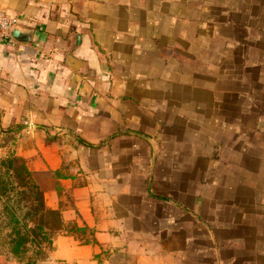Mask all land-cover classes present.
Instances as JSON below:
<instances>
[{"label": "crops", "instance_id": "obj_1", "mask_svg": "<svg viewBox=\"0 0 264 264\" xmlns=\"http://www.w3.org/2000/svg\"><path fill=\"white\" fill-rule=\"evenodd\" d=\"M0 10V159L60 219L36 264H264V0Z\"/></svg>", "mask_w": 264, "mask_h": 264}, {"label": "trees", "instance_id": "obj_2", "mask_svg": "<svg viewBox=\"0 0 264 264\" xmlns=\"http://www.w3.org/2000/svg\"><path fill=\"white\" fill-rule=\"evenodd\" d=\"M0 202V233L10 227V252L21 256L30 246L35 247L37 255L25 264H36L59 229L60 219L56 210L46 208L43 192L33 183L22 158L7 156L0 160Z\"/></svg>", "mask_w": 264, "mask_h": 264}, {"label": "rangeland", "instance_id": "obj_3", "mask_svg": "<svg viewBox=\"0 0 264 264\" xmlns=\"http://www.w3.org/2000/svg\"><path fill=\"white\" fill-rule=\"evenodd\" d=\"M7 156H14V155L12 153H9V154H7ZM7 156H5V157H7ZM5 157H3V158H5ZM3 158H1V159H3ZM4 222H6V219ZM3 225L5 226V223ZM9 230H10V227H5L2 229V231L0 233V250L4 253L5 256H10V257L12 256L14 259L13 260L14 262H18V263L22 262L25 264L29 261H32L33 258H35V256L37 255V253H36L37 249L35 247L30 246L29 247L30 250L21 256L14 255L13 253L10 252V245L8 243V237H7ZM45 256H46V251L44 249L43 253L40 255V258H44Z\"/></svg>", "mask_w": 264, "mask_h": 264}, {"label": "built area", "instance_id": "obj_4", "mask_svg": "<svg viewBox=\"0 0 264 264\" xmlns=\"http://www.w3.org/2000/svg\"><path fill=\"white\" fill-rule=\"evenodd\" d=\"M18 23V18L0 10V43L10 38V31Z\"/></svg>", "mask_w": 264, "mask_h": 264}, {"label": "water", "instance_id": "obj_5", "mask_svg": "<svg viewBox=\"0 0 264 264\" xmlns=\"http://www.w3.org/2000/svg\"><path fill=\"white\" fill-rule=\"evenodd\" d=\"M24 32L18 30L17 28H12L10 31V36L13 38L19 37L20 35H22Z\"/></svg>", "mask_w": 264, "mask_h": 264}]
</instances>
